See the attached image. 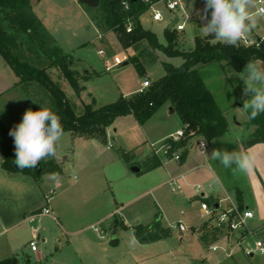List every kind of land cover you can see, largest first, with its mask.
<instances>
[{
  "label": "rangeland",
  "instance_id": "obj_1",
  "mask_svg": "<svg viewBox=\"0 0 264 264\" xmlns=\"http://www.w3.org/2000/svg\"><path fill=\"white\" fill-rule=\"evenodd\" d=\"M180 1L184 14L180 18V23L184 21L185 16L187 20L184 31L178 32V34L183 45L182 49L189 50L194 46L196 35H206L200 29L204 23L200 19L204 0ZM32 12L41 21L63 53L69 54L73 58L72 69L77 70L78 77H80L77 90L69 84L57 67H53L47 72L53 82L64 92L76 114H81L88 104H91L93 108H99L116 101L121 92L119 88L126 92L133 88H140L143 80L152 83L159 79L164 75L163 61L174 66H179L183 62L181 58H167L159 51L149 50L145 45H141L136 51L124 50L118 44L113 33L102 34L92 24L79 0H37L36 4L32 6ZM140 23L145 29L154 32L161 44H166L164 33L168 26L166 20L163 22L154 21L150 13L146 12L140 17ZM194 30H197L196 33ZM251 36L254 39L256 37L262 39L264 45V20L258 22L257 28ZM240 44L245 45L242 42ZM99 49L105 52L103 56L97 55ZM117 54L125 55L127 58L135 55L140 56V61L145 68L144 75L139 76L137 69L131 63L106 69L105 65H111L113 56ZM213 64L217 66V63ZM2 66L9 68L0 56V71ZM3 77L5 75L0 74V80ZM32 85L34 87H28V89L23 85L0 99V120L9 129L21 122L26 110L34 107L48 108L46 96L48 94L38 88L36 84ZM222 86L223 92L227 93L228 98L233 97L230 100L236 105L239 104L237 94L242 91L239 79H233L231 82L225 80ZM233 110L235 111V109ZM233 110L227 112L230 121L233 120ZM241 118L243 116L239 119ZM152 120L155 123H149L150 125L157 124L156 119ZM243 121L248 122V117L244 116ZM138 125L133 116L119 117L108 126L113 138L108 137L104 141L93 140L97 146L95 148L98 150L97 152L94 149L93 154H101L102 157L108 156L109 168L107 170L108 172L112 171L113 174L112 178H108V188L106 187L100 195H95L92 198L86 197L84 193L81 198H78L79 205L89 207L93 205L98 210L95 212L97 215H95L94 222L91 223L92 227H89V224H84L82 231L68 230L63 235L62 241L59 242L58 240L61 238L57 223L51 217H43L40 224L37 222L34 224L36 228L40 226V239L45 238V243L39 239L37 253L32 252L28 246L29 242L34 239V235L24 227L0 238V258L15 255L19 264H26V256H29L30 263L37 264H264V255L254 249V243L257 240L264 244V143L248 149L245 148V144H241L244 150L257 156V167L251 174L242 177L245 187L243 210L251 211L253 218L246 220L244 228L237 232L208 230L207 224L203 222L196 227L195 230L198 233L196 234L190 229L195 222H201L198 218L199 200L190 185L198 183L205 194L208 192L218 193V185H214V189H210L207 183L192 182L190 177L187 180L189 186L184 183V180L175 181L181 186L183 194L171 192V186H168L166 182L168 180L166 170L175 174L176 171L172 170L177 168V162L172 159L168 161L166 169L159 166L150 171L133 173L121 157L122 152L119 148L134 150L132 154H136V146L141 145L144 152L136 154L139 163H142L147 155H150L151 150L147 144H143L144 139L141 136V131H137L138 129L135 130L133 127ZM245 126L249 127L248 124ZM245 126L241 122L239 127L231 124L229 133L239 132V136L243 140L244 135H249L253 130L251 127L248 130ZM59 145L66 147L60 153L63 162L56 159L58 164L64 165L67 169L66 182L74 187L77 183L79 184V181L82 182L83 173H85L87 176L92 175L85 183V185H90L89 181L93 178L97 163L86 161L85 169L70 170L72 166L71 152L78 151L77 143L71 144L68 135L64 134ZM107 146L110 148L109 150L106 148ZM135 147L136 149H134ZM160 147L161 142L154 145L155 149ZM152 150L154 152V149ZM91 152L92 148L86 147L80 155H88ZM158 154L160 159L167 160L161 149ZM66 155L70 156L69 159H64ZM107 170L105 173L108 176ZM91 181L98 185L99 180L93 178ZM189 195L190 197H188ZM191 196L194 197L193 200L190 199ZM223 198L228 201L220 203L221 210L230 206L239 209L234 191L222 192L220 199ZM213 201L214 203L219 202L217 199H213ZM88 219L90 218L87 217L84 221L88 222ZM157 219L160 220L163 228H169L168 226L174 223H182L186 228L184 236L179 237L177 230H171L169 237L160 242L148 244L139 242L132 234V227L151 225ZM122 223L127 226V229L121 227ZM94 228H97L98 232H95ZM113 236L119 241L116 247L109 245ZM132 237L137 241L135 246H130ZM7 243L10 245V250L5 252L4 246ZM211 246H216L217 250L212 251ZM246 249L253 250V256H246L244 253Z\"/></svg>",
  "mask_w": 264,
  "mask_h": 264
},
{
  "label": "trees",
  "instance_id": "obj_2",
  "mask_svg": "<svg viewBox=\"0 0 264 264\" xmlns=\"http://www.w3.org/2000/svg\"><path fill=\"white\" fill-rule=\"evenodd\" d=\"M82 7L92 24L102 34L113 33L124 50L136 51L141 45H145L149 50L159 51L167 58H181L183 62L179 66H174L163 61L164 75L153 81L142 94L119 96L116 101L99 108H93L88 104L81 114H76L64 92L47 72L57 67L69 84L77 90L80 77L78 72L72 69V56L63 53L54 42L47 29L32 12L30 0H0V56L19 79L16 85L23 84L28 89L34 87L32 84H36L48 94L46 95L48 108L60 117L64 133H69L73 137L104 141L106 128L116 118L132 115L139 124H144L165 103L172 106L183 126H186L184 139L177 142L169 139L164 141V144L169 146L166 154L168 158L177 151L181 152V160L185 157L192 139L190 134L199 136L201 140L206 141L207 146H211L213 141L227 133L228 124L224 113L200 78L198 69L218 63L222 67L231 66L235 71L240 72L248 60L264 62L262 43L258 46H245L240 43L237 46H229L215 41L209 35H196L193 48L184 50L175 29L165 28L166 44H161L154 32L141 25L140 17L149 9V4L144 0H99L97 7L85 5ZM127 63L135 66L139 76L144 75L145 68L140 56L128 58ZM39 109L34 107L33 111ZM248 126L253 130L247 136L245 148L264 143V113L255 119H249ZM0 154L1 169L6 173L28 175L35 181H39L45 174L63 173L62 166L55 157L41 161L34 169L20 170L13 163L15 160L13 138L1 120ZM121 157L128 166H139L140 173L162 165L160 157L154 152L142 163L131 162L134 156L130 152L122 153ZM235 197L238 210L242 211L244 207L240 189H236ZM197 200L208 204L214 202L212 198L198 197ZM121 227L127 229L124 225ZM132 234L139 242L148 244L167 238L169 231L164 229L157 219L151 225L132 227ZM0 264H18V260L16 256H11L0 260ZM26 264L37 263L26 261Z\"/></svg>",
  "mask_w": 264,
  "mask_h": 264
},
{
  "label": "crops",
  "instance_id": "obj_3",
  "mask_svg": "<svg viewBox=\"0 0 264 264\" xmlns=\"http://www.w3.org/2000/svg\"><path fill=\"white\" fill-rule=\"evenodd\" d=\"M203 36H207V35H203ZM251 37L253 38V36ZM257 38L258 37H256V39ZM260 43L263 44L262 39ZM1 69L2 70L0 71V74L5 75V77L1 78L0 80V99L5 97L7 94L23 87V84L16 85L19 79L15 76V74L11 71L10 68H6V66H2ZM234 72L237 71H235V69L232 68L231 66L222 67L218 63L217 66L212 63L200 67L198 69V74L200 78L204 82L206 88L212 94L218 107L224 113V116L228 124V130L223 137L216 139L215 143L207 147L206 153L204 155H202L199 152L198 147L196 145V143L199 140H201V138L199 136L192 137L187 147V154L180 162H177L176 164L177 168H174L172 170V171H176L175 174L173 175L170 173L171 171H169L168 169L166 170L168 175V180L166 182L168 186H169V181L172 179L175 181L184 180V183L187 186H189L190 184L187 182V180H189V178L191 177L192 182L207 183L210 189H214L213 181L215 177L218 176L221 180V184L218 185L219 188L218 193L215 194L212 192H208L207 194L203 193L205 197L217 199L218 201H220L222 200L220 199V194L222 192L226 193L228 191H234L235 193L236 189H240L244 201L245 187L243 184L242 177H244L245 174L241 176L242 174L240 175V173L238 172L234 173L232 169L224 168L218 161H213L210 157V154L214 148H226L229 151H231L235 149L236 146L241 147V144L243 145L245 144L248 135V134L244 135L243 137L244 139L241 140V136H239L240 135L239 132L234 133L233 131L232 134L229 133L231 124L232 125L234 124L236 127H239L240 122L241 124H244V126L245 124L247 125L249 122V121L248 122L243 121L244 116L246 117L247 115L243 114L239 109V107H242L243 104L242 92L244 88V83L236 75L233 74ZM233 79L234 80L239 79L242 85L241 86L242 91H239L240 94H237V98L239 100V104L237 105L236 103H233L232 100H230L233 97L228 98L227 93L223 92L224 90L222 86V83L225 80L227 81L229 80L231 82ZM117 87L119 88L118 85ZM138 89L139 88H133L130 91L128 90L124 92L122 91V88H119V90L121 91L120 96H124V97L132 96L137 93ZM222 93H226V94L224 95ZM233 109H235V111ZM229 110L234 111L233 113L234 116L232 121H230V118L228 117L229 114L227 112ZM236 115L237 116L239 115V117H237ZM242 116L243 118L239 119ZM121 117L124 118V117H132V116L127 115ZM152 119H156L155 121H157V124L150 125L149 123H155L152 122L153 121ZM4 126L6 127L5 124ZM133 127H135L134 128L135 130L138 129L137 131H141V136L144 139L143 144L144 145L147 144V146L150 148L151 150L150 155H151L153 153L152 146H154L158 142H161L162 145L163 142L171 134L183 128V123L174 112L172 106L169 103H165L156 111V113L152 117H150L145 122L144 125L139 124L138 126H133ZM245 128L249 130L250 126L249 127L245 126ZM6 129L10 131L12 128L9 129L8 127H6ZM240 133L242 134L241 131ZM64 134L68 135L71 144L77 143V147H78L77 152L76 151L71 152L72 166L70 167V170H76V169L77 170L79 169V171L83 170L86 168L85 167L86 161H90V162L94 161L97 164L95 166L93 178L95 180H99L98 185H96V183L94 184L92 183L91 180H93V178L89 181L90 185H85L86 181L89 179V176L92 177V175L87 176V174L83 173V179H82L83 183L79 181V184L77 183L74 187L70 186L66 182V178H65L67 169L62 164L61 166L63 173L61 175L45 174L41 177L39 181H35L32 177L20 173H12V174L6 173L1 169L2 156L0 154V238L8 233L18 231L19 228L26 227L30 231V233L34 235V239L36 238L38 242L40 239L41 229L40 226L37 228L34 227L35 226L34 224L36 222L40 224L43 221V217H51L57 223L58 225L57 229L61 238L58 240L59 242L62 241L63 235L66 234L68 230L82 231L84 224H89V227L93 226V224L91 223L94 222V218H96L95 215H97L95 212L98 211L97 208L95 209L96 206L93 207L92 205L89 207L87 205L86 206H83L81 204L79 205L77 201L78 198H81V196H83L84 193L86 197L88 196L94 198L95 195H100V193H102L106 187L108 188V182H109L108 178H112V174H113L112 171L108 172L107 170L109 168V158L108 156L102 157L101 154H93V151H95L94 149H96L95 147H97L96 144H94L93 142V140L96 141L95 138L73 137L69 133H64ZM108 137L113 138L114 136L111 135V132H109L107 127L105 139ZM86 147L92 148V152L89 153L88 155L87 154H85L84 156L80 155V153H82V151ZM136 147H137L136 154H141L144 152L143 148H141V145H137ZM136 147L134 149H136ZM64 148L66 147H61L58 144L57 155L55 159H58L63 162V160H61L60 157L62 154L60 155V153L62 149L64 150ZM106 148L108 150L110 149L108 146ZM119 150L122 153L130 152L132 154V152H134V150L132 151L131 149L128 150L125 148H119ZM85 151L87 152V150ZM136 154H133L134 157L131 160V162L137 161V163H139L138 159L136 158ZM150 155H147V157H149ZM69 157H70L69 155H66L64 159H69ZM169 160L170 159L167 160L161 159L162 161L161 166L165 167L166 169V165L168 164ZM132 166H137V165H132ZM132 166H128L127 164V167L129 168H131ZM105 170H107L108 176L106 175ZM192 184L196 185L198 183H192ZM190 186H192L193 188V185ZM180 194H183V192ZM188 197H190V195ZM192 198L194 197L191 196L190 199ZM44 208L49 209L51 214L50 215L40 214ZM87 217L90 219H88V222H85L84 220ZM202 223H203L202 221L195 222V224L192 225L190 230L198 234L195 229ZM122 224L125 226L124 223ZM207 228L208 230L214 229L209 224H207ZM164 229H168L170 235L171 229L165 227ZM94 230L95 232H98L97 228H94ZM184 233L185 232L178 231V236L183 237ZM161 240L156 242H160ZM40 241L45 243V238L40 239ZM9 247L10 245L8 243L6 244V246H4L5 252H8L10 250ZM37 252H38V248L34 253ZM227 253L229 254L230 251L228 250ZM11 256H15V255L2 257L0 258V260ZM29 260H30L29 256H26V261ZM18 264H19V260H18Z\"/></svg>",
  "mask_w": 264,
  "mask_h": 264
},
{
  "label": "clouds",
  "instance_id": "obj_4",
  "mask_svg": "<svg viewBox=\"0 0 264 264\" xmlns=\"http://www.w3.org/2000/svg\"><path fill=\"white\" fill-rule=\"evenodd\" d=\"M200 19L204 22L200 27L204 34L224 45L237 46L247 41L258 22L264 20V0H204ZM233 74L244 83L243 104L239 109L249 119H255L264 113V63L248 60L242 71ZM9 135L15 146L13 163L20 170L34 169L41 161L56 157L64 128L55 112L41 107L37 111L26 110L21 122L9 131ZM202 147L204 150L206 141L202 143ZM210 157L224 168L232 169L234 173L248 175L257 167V156L239 146L231 151L214 148ZM213 184H221L218 176ZM136 243V239L132 237L130 246H135Z\"/></svg>",
  "mask_w": 264,
  "mask_h": 264
},
{
  "label": "built area",
  "instance_id": "obj_5",
  "mask_svg": "<svg viewBox=\"0 0 264 264\" xmlns=\"http://www.w3.org/2000/svg\"><path fill=\"white\" fill-rule=\"evenodd\" d=\"M145 3L149 4V9L147 12L150 13L152 19L157 22H163L167 21V24H170L173 21H176L173 29H175L177 32H182L184 31V25L187 20V17L185 16L184 21L180 23V18L184 15L183 14V8H182V3L180 0H157V1H152V0H144ZM130 31V29H128ZM243 44L247 46H252L256 45V41L254 38H249L247 41H243ZM105 52L102 49L97 50V55L98 56H103ZM128 58L125 55H115L112 58V64L108 65L106 64L105 67L106 69H109L113 66H120L123 65L127 62ZM151 83L148 80H144L141 83L140 88L138 89L137 93H144ZM185 130L186 126H183L182 129L176 131L175 133L171 134L167 139H169L172 142H177L180 141L181 139L185 138ZM192 137H194L192 134H190ZM191 137V138H192ZM203 140H199L196 145L198 147L199 152L204 155L207 150V144L206 147L203 150L202 143ZM154 149V153L159 155V149L163 152L164 156H166L167 151L169 149V146L164 144L161 145L160 148L155 149L154 146H152ZM167 159H172L176 162H180L181 160V152L177 151L174 152L170 158L166 157ZM169 185L171 186V192L173 193H182L183 190L179 184L175 182V180H170ZM193 191L195 193L196 197H202V198H208L205 197L202 191V187L199 184L193 185ZM222 201H228V199L223 198L220 200L219 207L214 208L212 204H208L205 201L199 200V214L198 217L199 219L211 225L214 229H217L219 231L225 230L226 232H237L239 230H242L245 225V221L248 219L253 218V214L249 210H242L239 211L235 206H230L229 208L225 210H221L220 208V203ZM42 215H50L51 212L49 209L44 208L41 213ZM55 219V218H54ZM171 230H177L179 232H185L186 228L182 223H174L169 226ZM37 239H33L32 241L29 242L28 246L32 252H35L37 249ZM254 249L258 251L261 255H264V244L260 241L257 240L254 243ZM211 250L215 251L217 250L216 246H212ZM246 256H253L254 251L246 249L244 251Z\"/></svg>",
  "mask_w": 264,
  "mask_h": 264
},
{
  "label": "water",
  "instance_id": "obj_6",
  "mask_svg": "<svg viewBox=\"0 0 264 264\" xmlns=\"http://www.w3.org/2000/svg\"><path fill=\"white\" fill-rule=\"evenodd\" d=\"M30 2H31V5L33 6V5L36 4L37 0H30ZM79 3H80L81 5H85V6H87V7H97L98 4H99V0H79ZM175 23H176V21H173V22H171L170 24H168L167 29L172 30L173 27H174V25H175ZM194 32L196 33V31H194ZM260 42H261V39H260V38H257V39H256V44L258 45ZM130 170H131L133 173H140V171H141V169H140L139 167H137V166H132V167L130 168ZM212 205L214 206V208H218V207H219V204H218V203H213ZM118 244H119V241L116 240V239L114 238V236H113V237L111 238V240H110L109 245H110L111 247H116Z\"/></svg>",
  "mask_w": 264,
  "mask_h": 264
}]
</instances>
